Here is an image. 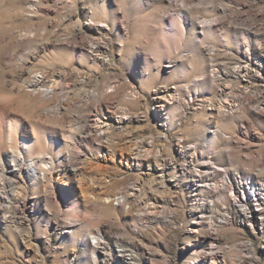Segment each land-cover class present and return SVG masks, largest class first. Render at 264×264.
Returning <instances> with one entry per match:
<instances>
[{
  "label": "rangeland",
  "instance_id": "rangeland-1",
  "mask_svg": "<svg viewBox=\"0 0 264 264\" xmlns=\"http://www.w3.org/2000/svg\"><path fill=\"white\" fill-rule=\"evenodd\" d=\"M0 103L79 169L0 201V264H264V0H0Z\"/></svg>",
  "mask_w": 264,
  "mask_h": 264
},
{
  "label": "bare ground",
  "instance_id": "bare-ground-1",
  "mask_svg": "<svg viewBox=\"0 0 264 264\" xmlns=\"http://www.w3.org/2000/svg\"><path fill=\"white\" fill-rule=\"evenodd\" d=\"M75 136L71 132L67 138L73 139ZM67 138L60 135L59 131H50L40 124L39 119L28 121L9 112L0 103V201H6L9 197L22 193L18 186L24 173L30 178L31 186L39 191L41 183L44 179L46 181L48 174H52L58 163H64L66 169H71L65 172L71 174L73 180L79 169L73 168L68 154L63 152L70 145ZM44 187L46 192L47 187ZM62 189L63 200L74 201L72 186Z\"/></svg>",
  "mask_w": 264,
  "mask_h": 264
}]
</instances>
